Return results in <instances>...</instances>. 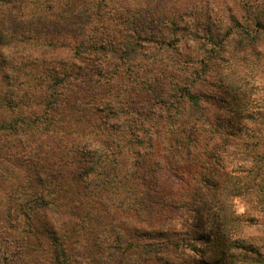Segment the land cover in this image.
<instances>
[{"label":"trees","instance_id":"1","mask_svg":"<svg viewBox=\"0 0 264 264\" xmlns=\"http://www.w3.org/2000/svg\"><path fill=\"white\" fill-rule=\"evenodd\" d=\"M233 6L0 0V264H264V0Z\"/></svg>","mask_w":264,"mask_h":264},{"label":"rangeland","instance_id":"2","mask_svg":"<svg viewBox=\"0 0 264 264\" xmlns=\"http://www.w3.org/2000/svg\"><path fill=\"white\" fill-rule=\"evenodd\" d=\"M187 1H190V0H187ZM205 1L207 2V4L210 7V9L208 10L210 13L209 12H202L203 18L205 17L206 14H209V15L212 14L213 15L214 11L212 9H214L216 12L218 11V13H220L219 8H224L225 9L224 11H226L227 13H229L232 10H235V7L233 6V4L236 3V0H205ZM224 2L228 5L226 6L224 4ZM198 9L201 11L200 7H198ZM237 13H238V16L241 15L240 12H237ZM245 235L247 237H250V239L256 240L257 243H259V239L264 237V228L261 226H253L246 231Z\"/></svg>","mask_w":264,"mask_h":264}]
</instances>
